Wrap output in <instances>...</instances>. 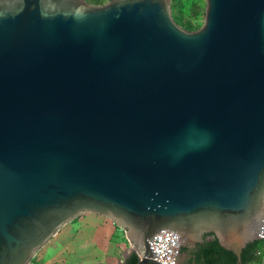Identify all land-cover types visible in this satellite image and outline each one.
<instances>
[{"label": "water", "instance_id": "95a60500", "mask_svg": "<svg viewBox=\"0 0 264 264\" xmlns=\"http://www.w3.org/2000/svg\"><path fill=\"white\" fill-rule=\"evenodd\" d=\"M149 241L211 234L240 264L264 223V0H0V264L66 224ZM178 264H182L178 261Z\"/></svg>", "mask_w": 264, "mask_h": 264}, {"label": "rangeland", "instance_id": "374dc122", "mask_svg": "<svg viewBox=\"0 0 264 264\" xmlns=\"http://www.w3.org/2000/svg\"><path fill=\"white\" fill-rule=\"evenodd\" d=\"M103 4L108 0H87ZM171 15L183 29L196 30L204 20L205 0H170ZM124 232L106 218L83 214L64 225L28 264H117L128 249Z\"/></svg>", "mask_w": 264, "mask_h": 264}, {"label": "trees", "instance_id": "16d2710c", "mask_svg": "<svg viewBox=\"0 0 264 264\" xmlns=\"http://www.w3.org/2000/svg\"><path fill=\"white\" fill-rule=\"evenodd\" d=\"M211 236L205 235L203 242L196 243L194 247L182 248L181 252L185 254L183 264H236V256L220 247L214 237L209 239ZM263 252L264 241L248 243L241 252L240 264H261ZM137 261L136 254H133L127 264H136Z\"/></svg>", "mask_w": 264, "mask_h": 264}, {"label": "built area", "instance_id": "2783aa9c", "mask_svg": "<svg viewBox=\"0 0 264 264\" xmlns=\"http://www.w3.org/2000/svg\"><path fill=\"white\" fill-rule=\"evenodd\" d=\"M260 239L264 241V223L261 228ZM149 247L154 253V260L159 264H178L179 261V239L177 234L161 230L149 241ZM264 256V252H263ZM261 264H264L261 262Z\"/></svg>", "mask_w": 264, "mask_h": 264}, {"label": "flooded vegetation", "instance_id": "af4514ba", "mask_svg": "<svg viewBox=\"0 0 264 264\" xmlns=\"http://www.w3.org/2000/svg\"><path fill=\"white\" fill-rule=\"evenodd\" d=\"M126 250H127V249H126ZM126 250H125V251H126ZM123 253H124V252H123ZM123 253H122V254H123ZM133 254H135V252H134L133 250L127 252V253L125 254V256L122 257L121 260L118 261L117 264H127V261L132 257ZM184 258H185V254L182 253L181 256H180V258H179V261H180L182 264H183V260H184ZM147 264H152V263H151V262H148Z\"/></svg>", "mask_w": 264, "mask_h": 264}, {"label": "crops", "instance_id": "0c3cea01", "mask_svg": "<svg viewBox=\"0 0 264 264\" xmlns=\"http://www.w3.org/2000/svg\"><path fill=\"white\" fill-rule=\"evenodd\" d=\"M261 262H263L264 263V256H263V258H262V261Z\"/></svg>", "mask_w": 264, "mask_h": 264}]
</instances>
